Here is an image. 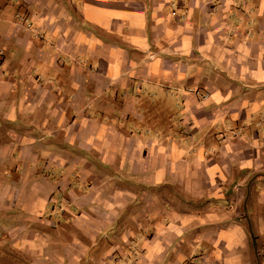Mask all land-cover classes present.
Instances as JSON below:
<instances>
[{
  "label": "crops",
  "instance_id": "1",
  "mask_svg": "<svg viewBox=\"0 0 264 264\" xmlns=\"http://www.w3.org/2000/svg\"><path fill=\"white\" fill-rule=\"evenodd\" d=\"M0 264H264V0H0Z\"/></svg>",
  "mask_w": 264,
  "mask_h": 264
}]
</instances>
